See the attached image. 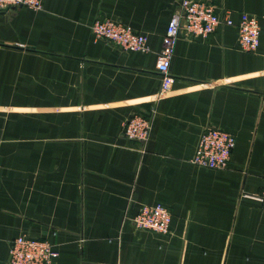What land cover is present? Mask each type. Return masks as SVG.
<instances>
[{"label":"crops","instance_id":"obj_1","mask_svg":"<svg viewBox=\"0 0 264 264\" xmlns=\"http://www.w3.org/2000/svg\"><path fill=\"white\" fill-rule=\"evenodd\" d=\"M254 15L258 43L234 26L179 34L169 89L154 99L161 36L175 0H42L0 10V264L17 235L47 240L49 264H264V0H203ZM109 17L145 35L120 48L89 25ZM152 109L143 142L122 135ZM205 124L231 132L225 168L189 161ZM168 231L136 228L141 204Z\"/></svg>","mask_w":264,"mask_h":264},{"label":"built area","instance_id":"obj_2","mask_svg":"<svg viewBox=\"0 0 264 264\" xmlns=\"http://www.w3.org/2000/svg\"><path fill=\"white\" fill-rule=\"evenodd\" d=\"M175 1L176 8L167 20L156 56L155 68L160 75V85L154 99L169 89L172 77L168 73V64L179 34L206 35L219 26L229 25L236 28L237 44L241 49L252 50L258 43V23L254 15L241 13L234 21L227 10L216 12L212 4L203 0ZM41 3L42 0H0V10L20 5L39 9ZM89 29L94 37L106 39L120 48L136 51L148 49L143 33L109 17L94 19ZM151 112L152 109L147 113H131L122 122V135L138 142L145 141L149 134ZM233 144L231 132L205 124L198 134L189 161L213 169L225 168ZM247 195L264 206V186ZM169 219L167 208L159 202L141 204L130 217L134 227L160 233L168 231ZM55 255L56 250L47 240L20 234L9 245L6 264H49Z\"/></svg>","mask_w":264,"mask_h":264}]
</instances>
